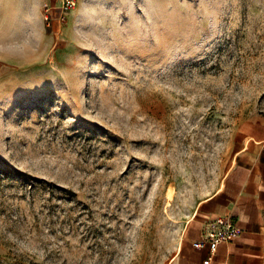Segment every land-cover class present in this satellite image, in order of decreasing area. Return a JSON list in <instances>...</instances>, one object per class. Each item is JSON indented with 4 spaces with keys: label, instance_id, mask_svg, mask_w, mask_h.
<instances>
[{
    "label": "rangeland",
    "instance_id": "1",
    "mask_svg": "<svg viewBox=\"0 0 264 264\" xmlns=\"http://www.w3.org/2000/svg\"><path fill=\"white\" fill-rule=\"evenodd\" d=\"M5 15L0 264H170L264 133V0Z\"/></svg>",
    "mask_w": 264,
    "mask_h": 264
},
{
    "label": "crops",
    "instance_id": "2",
    "mask_svg": "<svg viewBox=\"0 0 264 264\" xmlns=\"http://www.w3.org/2000/svg\"><path fill=\"white\" fill-rule=\"evenodd\" d=\"M45 5L57 9L62 0H3L0 44L9 32L6 30L12 29L11 22L5 23V14L8 18L21 7L25 12L43 13ZM32 22V18L26 17L22 21L28 28L33 26ZM241 134L242 147L233 159L226 188L221 187L210 199L202 202L204 218H197L193 223L170 264H204L209 251L196 249L194 244L203 239L206 224L219 217H231L241 231L233 242L218 246L210 264H264V133L242 130Z\"/></svg>",
    "mask_w": 264,
    "mask_h": 264
},
{
    "label": "built area",
    "instance_id": "3",
    "mask_svg": "<svg viewBox=\"0 0 264 264\" xmlns=\"http://www.w3.org/2000/svg\"><path fill=\"white\" fill-rule=\"evenodd\" d=\"M77 2L78 0H62L61 7L57 9L45 5L43 15L46 26L51 27L55 23L66 22ZM240 231L231 217H219L206 224L203 229V239L194 244L196 249L209 251V256L205 259L204 264H210L218 246L224 242H233Z\"/></svg>",
    "mask_w": 264,
    "mask_h": 264
}]
</instances>
